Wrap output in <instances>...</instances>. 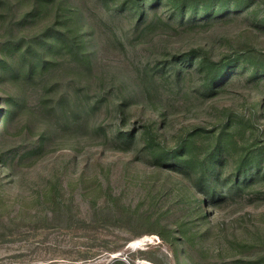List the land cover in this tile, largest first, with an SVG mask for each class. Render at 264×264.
I'll return each mask as SVG.
<instances>
[{"label":"rangeland","instance_id":"374dc122","mask_svg":"<svg viewBox=\"0 0 264 264\" xmlns=\"http://www.w3.org/2000/svg\"><path fill=\"white\" fill-rule=\"evenodd\" d=\"M193 51L230 62L214 89ZM6 107L0 264H264V0H0ZM162 114L200 161L222 138L219 180L194 176L223 198L207 221L120 136Z\"/></svg>","mask_w":264,"mask_h":264},{"label":"trees","instance_id":"16d2710c","mask_svg":"<svg viewBox=\"0 0 264 264\" xmlns=\"http://www.w3.org/2000/svg\"><path fill=\"white\" fill-rule=\"evenodd\" d=\"M152 2L157 3V0H152ZM170 2L171 0H168V3ZM189 8L192 11L191 16H195L199 12L195 5ZM177 9L181 13H184L187 7L183 3L178 5ZM222 12H224L222 6H219L212 12L209 6L203 7V13H206V17L212 14H221ZM137 13L138 16L141 17L145 12L144 9H138ZM18 43H20V41ZM195 57L200 59V67L202 69H207V74L209 73L204 76L203 79L204 84L210 89H214L217 83L227 77L230 62L225 61L224 58L212 60L207 54L199 55L193 51L175 57V61L189 62ZM0 116L1 134L2 128L7 127L15 118L16 110L10 107L1 108ZM221 133H225V131ZM198 134H200L199 130L187 133L184 137H180L173 146H168L167 143L171 140V134L167 130V120L163 114L156 116L150 124L142 123L137 129L120 130V136L126 139L128 143L135 142L138 144V146L132 150L136 161H140L144 165H149L156 170L167 172L184 182L186 189L192 192L196 197L192 204H194L195 208L200 213V217L207 221L210 207H217L221 204L223 198H217L215 196L209 197L208 194L196 186L194 183V176L202 172L207 177H211V180L216 177V170L222 159V138L221 136L213 138V149L202 161H200L198 155L195 153V151L199 149L196 141ZM241 169L242 165L240 164L237 170ZM218 176L215 179L219 180ZM214 188L216 187L214 186ZM181 227L182 226H179V230H181ZM181 233H183L184 238V235H186L184 230H181Z\"/></svg>","mask_w":264,"mask_h":264},{"label":"bare ground","instance_id":"6f19581e","mask_svg":"<svg viewBox=\"0 0 264 264\" xmlns=\"http://www.w3.org/2000/svg\"><path fill=\"white\" fill-rule=\"evenodd\" d=\"M143 238H138L137 240L133 241L130 246L134 248H143V246L146 244V239Z\"/></svg>","mask_w":264,"mask_h":264},{"label":"water","instance_id":"95a60500","mask_svg":"<svg viewBox=\"0 0 264 264\" xmlns=\"http://www.w3.org/2000/svg\"><path fill=\"white\" fill-rule=\"evenodd\" d=\"M133 246V245H132Z\"/></svg>","mask_w":264,"mask_h":264}]
</instances>
